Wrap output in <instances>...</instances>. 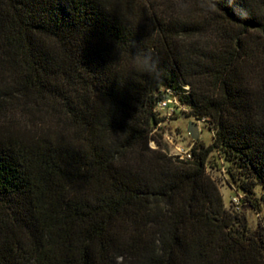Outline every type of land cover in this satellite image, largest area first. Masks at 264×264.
<instances>
[{"label":"trees","instance_id":"1","mask_svg":"<svg viewBox=\"0 0 264 264\" xmlns=\"http://www.w3.org/2000/svg\"><path fill=\"white\" fill-rule=\"evenodd\" d=\"M0 264H264V0H0Z\"/></svg>","mask_w":264,"mask_h":264},{"label":"rangeland","instance_id":"2","mask_svg":"<svg viewBox=\"0 0 264 264\" xmlns=\"http://www.w3.org/2000/svg\"><path fill=\"white\" fill-rule=\"evenodd\" d=\"M177 102L173 104L176 106L175 110H162L163 115L166 117L162 123L164 130L162 138V147L170 155H181L184 151L187 152L194 145V140L188 134L187 129L191 121H195L199 126V139L206 146L212 144L214 132L210 129L208 123L204 121H196L193 117H188L187 113L189 108L187 106H181L178 98ZM172 107V106H171ZM152 148H157L155 142H151ZM212 154L211 162L207 169L208 174L214 179L218 185L219 191L223 197L225 206L229 208L231 206L232 198L236 196L237 189L229 182L228 175L223 167L214 165L215 157ZM214 159V160H213ZM245 210V216L248 220L249 227L252 232L259 231L262 225V215L257 211H253L247 207L242 208Z\"/></svg>","mask_w":264,"mask_h":264},{"label":"built area","instance_id":"3","mask_svg":"<svg viewBox=\"0 0 264 264\" xmlns=\"http://www.w3.org/2000/svg\"><path fill=\"white\" fill-rule=\"evenodd\" d=\"M176 102H177L176 96L173 95L172 91L166 90L161 95V98L158 102V110H160L161 112H163L162 110H172L173 111L176 109V106L175 105L173 106V104H175ZM181 106H184V105L181 104ZM196 121L200 122L201 120H196ZM179 156H180V159L191 158V149H189V151L187 152L184 151ZM241 197H242L241 195L236 194V196L232 198L231 206H230L231 210H234V211L241 210Z\"/></svg>","mask_w":264,"mask_h":264},{"label":"water","instance_id":"4","mask_svg":"<svg viewBox=\"0 0 264 264\" xmlns=\"http://www.w3.org/2000/svg\"><path fill=\"white\" fill-rule=\"evenodd\" d=\"M187 132L194 141L199 140L200 131H199V126H198L197 122L191 121L189 123V127L187 129Z\"/></svg>","mask_w":264,"mask_h":264}]
</instances>
